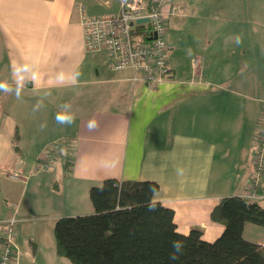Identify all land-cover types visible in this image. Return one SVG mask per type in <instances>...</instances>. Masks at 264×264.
Instances as JSON below:
<instances>
[{
    "label": "crops",
    "instance_id": "crops-1",
    "mask_svg": "<svg viewBox=\"0 0 264 264\" xmlns=\"http://www.w3.org/2000/svg\"><path fill=\"white\" fill-rule=\"evenodd\" d=\"M174 1L183 12L167 25L171 76L149 89L129 69L112 70L105 49H84L82 13L116 14L117 0H0V81L15 88L13 64H34L41 74L25 82L20 100L0 92V223L15 219L19 264H71L57 253L54 224L93 213L89 190L106 179L157 183L153 200L173 211L177 232L199 227L207 242L224 229L210 219L219 200L251 194L264 0ZM60 71L79 72L78 82L53 83ZM65 103L71 126L55 120ZM55 143L62 151L38 169ZM254 194L247 198L264 208V182ZM247 231L264 248V228L246 223V240Z\"/></svg>",
    "mask_w": 264,
    "mask_h": 264
},
{
    "label": "trees",
    "instance_id": "trees-1",
    "mask_svg": "<svg viewBox=\"0 0 264 264\" xmlns=\"http://www.w3.org/2000/svg\"><path fill=\"white\" fill-rule=\"evenodd\" d=\"M137 28L135 34L147 40L148 27ZM17 141L15 133V148ZM157 190L153 181L106 179L92 186L93 213L56 220L57 253L71 264H264V248L243 238L246 223L264 228V208L256 201L221 198L210 219L224 229L207 242L199 227L177 232L173 211L153 200ZM174 241L182 243L180 252L173 248Z\"/></svg>",
    "mask_w": 264,
    "mask_h": 264
},
{
    "label": "built area",
    "instance_id": "built-area-1",
    "mask_svg": "<svg viewBox=\"0 0 264 264\" xmlns=\"http://www.w3.org/2000/svg\"><path fill=\"white\" fill-rule=\"evenodd\" d=\"M116 14L88 16L82 13L81 27L84 49L94 52L105 49L112 70L129 69L132 81L142 82L147 88H156L171 76L167 65L168 45L165 39L168 21L183 12L180 3L174 0H117ZM147 19L146 22L137 21ZM137 25L148 27L147 40L134 31ZM197 59L192 67L198 68ZM256 121L255 152L253 155L254 174L250 180L251 194L264 182V99ZM62 151L55 143L45 150L37 160V168H45ZM17 179V173L10 174ZM15 219L9 218L0 223V264H19L15 245Z\"/></svg>",
    "mask_w": 264,
    "mask_h": 264
},
{
    "label": "clouds",
    "instance_id": "clouds-1",
    "mask_svg": "<svg viewBox=\"0 0 264 264\" xmlns=\"http://www.w3.org/2000/svg\"><path fill=\"white\" fill-rule=\"evenodd\" d=\"M235 43L237 45L242 43V36H235ZM12 75L15 80V88H13L8 82L0 81V92L5 94H14L17 100L21 99L22 91L25 86L26 81L35 82L40 79V73L35 69L34 64L25 63L23 65L13 64L12 66ZM80 73H65L64 71H60L55 74L53 78V83L64 84L66 82H70L75 84L78 82ZM42 102H38L37 105L34 106L33 111H38L42 107ZM61 111L57 112L55 120L57 124L71 126L75 123V115L71 113V105L65 103L60 106ZM46 127V124L41 125V130ZM97 127V123L95 120H90L88 122L89 130H93ZM114 165L113 161L102 160V167H111ZM173 248L176 252H180L183 245L180 241H174L172 244ZM175 255L172 256V259H175Z\"/></svg>",
    "mask_w": 264,
    "mask_h": 264
},
{
    "label": "rangeland",
    "instance_id": "rangeland-1",
    "mask_svg": "<svg viewBox=\"0 0 264 264\" xmlns=\"http://www.w3.org/2000/svg\"><path fill=\"white\" fill-rule=\"evenodd\" d=\"M172 34L174 35V31H173V29H172ZM177 34H178L177 38H180V42H179V43H180V47H181V31L178 32ZM190 36H191V35H190ZM165 39H166V35H165ZM179 54H180V51L176 52V59L179 58ZM180 63H181V62H180ZM261 105H262V104L260 103V106H261ZM14 230H16V225L14 226ZM33 231H34L35 233H39L38 230H36V229H33ZM20 235H21L20 240H22L24 237L26 238V235H24V233H20ZM245 236H246L247 240H248V238H250V234H249L248 231L246 232ZM203 240H204V239H203ZM204 241H205V240H204ZM210 242H211V241H210Z\"/></svg>",
    "mask_w": 264,
    "mask_h": 264
},
{
    "label": "water",
    "instance_id": "water-1",
    "mask_svg": "<svg viewBox=\"0 0 264 264\" xmlns=\"http://www.w3.org/2000/svg\"><path fill=\"white\" fill-rule=\"evenodd\" d=\"M146 21H147V19H140L137 22L140 23V22H146Z\"/></svg>",
    "mask_w": 264,
    "mask_h": 264
}]
</instances>
